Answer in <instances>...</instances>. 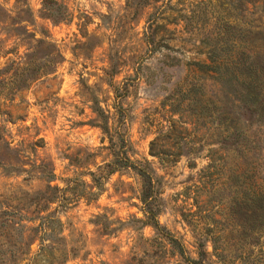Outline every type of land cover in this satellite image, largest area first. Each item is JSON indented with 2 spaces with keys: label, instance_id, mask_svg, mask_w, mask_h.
<instances>
[{
  "label": "rangeland",
  "instance_id": "1",
  "mask_svg": "<svg viewBox=\"0 0 264 264\" xmlns=\"http://www.w3.org/2000/svg\"><path fill=\"white\" fill-rule=\"evenodd\" d=\"M56 1L66 20L45 17L42 0H0V200L47 191L44 165L62 201L61 245L74 248L59 264H188L142 223L136 171L109 173L128 156L148 165L159 189L157 218L187 255L198 256L200 241L206 264H264V235L228 237L238 228L228 195L236 185L227 189L231 174L245 185L262 181L264 127H247L246 157L225 150L223 125L201 108L208 81L199 82L196 106L187 86L194 74L206 77L200 66L209 55H241L235 31L228 49L221 40L223 16L260 30L250 52L264 55L263 1ZM210 156L220 158L214 173L205 170ZM253 166L259 174L244 178ZM212 235H220L217 250Z\"/></svg>",
  "mask_w": 264,
  "mask_h": 264
},
{
  "label": "trees",
  "instance_id": "2",
  "mask_svg": "<svg viewBox=\"0 0 264 264\" xmlns=\"http://www.w3.org/2000/svg\"><path fill=\"white\" fill-rule=\"evenodd\" d=\"M262 1L264 3V0ZM41 11L45 17L53 21L66 20L69 15L67 8L56 0H42ZM223 17L221 40L228 49L229 38L235 31L243 39L241 41L243 48L239 52L241 55H209V62H202L200 66L206 71V77L196 78L197 75L194 74V80L187 86L188 91L192 93L193 104L196 106L200 100L199 93L204 88L199 82L208 81L209 90L213 92L209 91L210 95L201 106L202 112L212 121L217 120L223 125L220 141L223 148L225 150L233 148L240 157L244 158L247 156L246 149L253 143H250L247 136V127L253 122L259 127H264V55L258 52L251 55L250 52L254 49L253 44L263 38V33L260 30L253 32L237 24H230L225 16ZM146 40L147 44H153L149 36ZM246 42L249 43V48H246ZM212 156L209 157L211 161L205 166V170H213L210 173L217 171L215 164L220 159L219 157L214 159ZM112 164L113 168L109 173L115 168L125 167L133 169L141 177L139 199L144 215L142 223L153 227L154 237L160 239L161 243H166L169 246V252L177 253L188 264H206L203 243L197 242L198 256L191 257L186 254L182 240L160 224L157 218L158 211L154 207L159 189L148 165H141L128 156ZM38 167L42 168L41 171L48 181L47 191L25 192L26 196H13L9 203L0 200V264H59L65 262L69 253L74 250L73 247L67 248L61 245L63 224L57 216V208L62 201L57 200L58 196L53 193L58 190V186L50 184L55 174L45 169L44 165ZM254 167L256 166L252 167V174H244L243 177H251L258 173L260 169L257 170ZM91 175L95 186L98 187L97 177L92 173ZM261 178L262 181L259 183L245 185L244 180L239 181V175H230L227 189L236 185L235 193L232 194L229 191L228 194L232 198L230 214L235 217L237 221L235 226L238 228L237 233L230 232L228 236L230 239L245 238L251 233L258 237L264 235V173ZM213 197L220 198L215 194ZM54 202H57L56 207L50 209V205ZM30 207L31 210L23 212ZM219 238L220 235L211 237L214 250L220 248L215 243ZM36 240L38 247L33 252L31 245ZM46 242H55L56 246ZM220 254L222 249L217 253V255Z\"/></svg>",
  "mask_w": 264,
  "mask_h": 264
}]
</instances>
